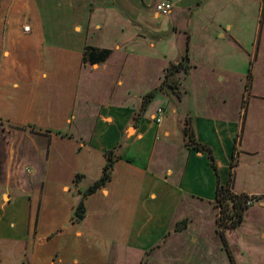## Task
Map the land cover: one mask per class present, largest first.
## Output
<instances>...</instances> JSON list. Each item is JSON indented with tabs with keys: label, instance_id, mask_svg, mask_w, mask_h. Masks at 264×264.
Wrapping results in <instances>:
<instances>
[{
	"label": "crops",
	"instance_id": "obj_1",
	"mask_svg": "<svg viewBox=\"0 0 264 264\" xmlns=\"http://www.w3.org/2000/svg\"><path fill=\"white\" fill-rule=\"evenodd\" d=\"M157 1L0 0V264H201L178 250L184 236L203 238L194 222L218 207L219 184L264 204V86L242 88L238 66L250 44L240 33L246 24L235 22L239 2L255 15L261 0H172L166 15ZM177 15L172 31L157 23ZM86 45L112 53L83 63ZM184 57L190 67L174 77L180 97L165 86L143 108ZM224 71V85L212 79ZM96 73L107 77L97 92ZM238 79V100L257 106L248 117L232 106ZM185 118L215 165L185 143ZM113 148L120 158L111 179L84 197L86 214L75 220Z\"/></svg>",
	"mask_w": 264,
	"mask_h": 264
},
{
	"label": "rangeland",
	"instance_id": "obj_2",
	"mask_svg": "<svg viewBox=\"0 0 264 264\" xmlns=\"http://www.w3.org/2000/svg\"><path fill=\"white\" fill-rule=\"evenodd\" d=\"M262 6L258 14L252 15L255 13L256 9L255 6L252 5H245L243 1L239 2V9L243 7V15L235 20V22H239L242 24H246V28L240 31L241 35L245 38L248 35V43L250 44V53L243 54L241 62L239 66L244 73L242 75V88L250 89L253 88L255 80L257 84H262L264 86V0H261ZM241 14V11H240ZM243 18V22H242ZM109 19V18H108ZM178 19V20H177ZM183 18L179 15L174 17H169L165 19L164 17L157 19V23L170 25L171 31L175 23L182 22ZM234 21V20H233ZM111 22V20H110ZM109 23V22H108ZM207 23V21H202L200 24ZM244 23V24H243ZM181 25V24H180ZM224 25V24H223ZM246 29H249L246 31ZM110 30L109 25L104 27L102 30H97V37H90L91 42H96L97 38H100L103 35L108 34ZM223 28H221L220 32H222ZM219 32V34H220ZM167 34H171L168 32ZM201 36H198L200 40L203 39ZM220 40H227V37H220ZM102 41V40H100ZM104 45H111L108 42ZM105 48H109L104 46ZM170 47V46H169ZM110 49V48H109ZM166 49H169L168 47ZM112 53V52H111ZM249 69L252 73L255 74L254 81L252 82V76L248 75ZM211 75L213 76L215 82L219 84H225L227 82L226 78L230 75L227 71L219 73V78L216 72H212ZM214 75H217L214 78ZM83 76L82 79V87L85 82L91 80L89 77ZM224 79H220L223 77ZM107 77L105 74L96 73L93 77V86L95 85V92L101 91L102 87H104L107 83ZM179 81V80H178ZM236 85V94H233L232 97V106L235 109L239 108L244 111V114L250 116L254 114L257 110L256 104L252 103L251 101L247 104L245 100H238L237 90L241 85V80H237ZM235 85H233L232 89H235ZM251 85V87H250ZM215 87L220 88L223 87L221 85H216ZM250 87V88H249ZM224 89V87L222 88ZM246 89V90H247ZM183 91V88H181ZM94 92V90H92ZM92 92V93H93ZM94 92V93H95ZM184 93V91H183ZM244 97L248 96V91L245 93ZM260 95V94H258ZM256 95L254 99H261V95ZM179 97V96H178ZM158 100L153 102L154 107L156 108L158 105ZM157 101V102H156ZM243 114V115H244ZM251 196V195H250ZM254 198L255 195H252ZM264 198V196H260ZM254 200V199H253ZM212 205L209 211L208 219H205L204 222L197 221L194 222V228L196 231L200 230L199 233L203 235V238H199L197 234H193L190 237L186 238L184 236V245L183 248H179V254L183 256L187 252H194L195 259L199 257V260L202 259L201 264H264V204H261L259 199H255L254 202L247 208L243 221L240 225L235 228H231L230 230H225L224 237L222 236L221 232L219 231L220 225L218 223V217L220 214V208ZM206 210V207H205ZM196 221V218H195ZM201 222V223H200ZM180 225V224H179ZM177 226V224H176ZM205 230V231H204ZM195 238V239H194ZM194 239V240H193ZM210 252V254L208 253ZM209 254V255H208ZM204 257V258H203ZM133 260L135 256L131 257ZM197 260V259H196ZM196 262V261H195ZM140 264H147V258L144 257Z\"/></svg>",
	"mask_w": 264,
	"mask_h": 264
},
{
	"label": "trees",
	"instance_id": "obj_3",
	"mask_svg": "<svg viewBox=\"0 0 264 264\" xmlns=\"http://www.w3.org/2000/svg\"><path fill=\"white\" fill-rule=\"evenodd\" d=\"M111 52L112 51L109 48L86 45L83 50V63L94 64L103 62L109 58ZM186 60L187 58L184 57L179 62H171L168 65L164 74V78L162 80V84L145 94L143 98V108H145V106L154 98L156 93L165 86L173 90L180 97L181 91L179 90L178 80H176L174 77L177 72L188 70L190 65ZM182 130L185 143L189 147L207 151L210 155L212 163L215 165L211 148L196 139L194 127L189 118L184 119ZM106 156L107 160L103 167L102 174L87 187V189L83 192V197L79 200L75 207L73 218L77 221L83 219L86 214L84 197L87 194L94 192L99 187L104 186L111 179L114 165L120 158V154L119 152H117V148L109 149L106 152ZM80 175L81 174H77L76 178H79ZM249 197L250 195L247 193L234 192L229 186H225L222 184L218 185L216 192V205L220 208L218 223L220 225L219 231L221 232L223 237L225 230L235 228L242 223L244 214L249 207V204L247 203ZM185 221V219L181 220L180 222H178V225Z\"/></svg>",
	"mask_w": 264,
	"mask_h": 264
},
{
	"label": "built area",
	"instance_id": "obj_4",
	"mask_svg": "<svg viewBox=\"0 0 264 264\" xmlns=\"http://www.w3.org/2000/svg\"><path fill=\"white\" fill-rule=\"evenodd\" d=\"M174 6V2L172 0H158L156 3V10L158 13L166 15L168 14L172 7ZM25 29H29V25L24 26ZM164 109L159 107L157 109L156 121L160 123L163 120ZM253 202L252 195L248 198L247 203L251 204Z\"/></svg>",
	"mask_w": 264,
	"mask_h": 264
}]
</instances>
